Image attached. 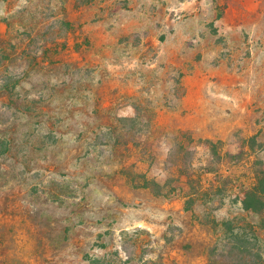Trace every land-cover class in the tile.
<instances>
[{"label":"rangeland","instance_id":"1","mask_svg":"<svg viewBox=\"0 0 264 264\" xmlns=\"http://www.w3.org/2000/svg\"><path fill=\"white\" fill-rule=\"evenodd\" d=\"M254 257L264 0H0V264Z\"/></svg>","mask_w":264,"mask_h":264},{"label":"trees","instance_id":"2","mask_svg":"<svg viewBox=\"0 0 264 264\" xmlns=\"http://www.w3.org/2000/svg\"><path fill=\"white\" fill-rule=\"evenodd\" d=\"M256 258L260 259L261 256H256ZM258 263V260H255V257H254V260H250L249 264H257Z\"/></svg>","mask_w":264,"mask_h":264}]
</instances>
